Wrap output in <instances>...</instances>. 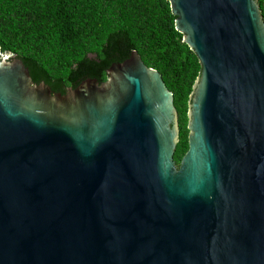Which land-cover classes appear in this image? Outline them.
Returning <instances> with one entry per match:
<instances>
[{"label": "water", "instance_id": "1", "mask_svg": "<svg viewBox=\"0 0 264 264\" xmlns=\"http://www.w3.org/2000/svg\"><path fill=\"white\" fill-rule=\"evenodd\" d=\"M201 73L178 113L137 51L65 94L0 46V264H264L258 0H168Z\"/></svg>", "mask_w": 264, "mask_h": 264}, {"label": "trees", "instance_id": "2", "mask_svg": "<svg viewBox=\"0 0 264 264\" xmlns=\"http://www.w3.org/2000/svg\"><path fill=\"white\" fill-rule=\"evenodd\" d=\"M264 17V0H258ZM168 0H0V46L23 61L35 84L65 94L88 78L102 83L137 51L158 70L178 113L177 167L188 150V112L201 73L176 30Z\"/></svg>", "mask_w": 264, "mask_h": 264}]
</instances>
